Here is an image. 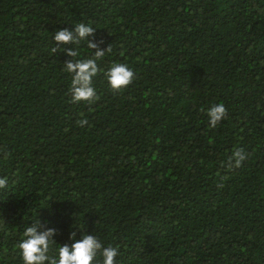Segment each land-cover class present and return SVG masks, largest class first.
Returning a JSON list of instances; mask_svg holds the SVG:
<instances>
[{
  "label": "trees",
  "instance_id": "1",
  "mask_svg": "<svg viewBox=\"0 0 264 264\" xmlns=\"http://www.w3.org/2000/svg\"><path fill=\"white\" fill-rule=\"evenodd\" d=\"M79 23L97 49L54 40ZM99 50V99L73 102L65 66ZM115 63L134 73L118 92ZM5 177L0 264L31 226L57 257L88 234L116 264H264V0H0Z\"/></svg>",
  "mask_w": 264,
  "mask_h": 264
},
{
  "label": "clouds",
  "instance_id": "2",
  "mask_svg": "<svg viewBox=\"0 0 264 264\" xmlns=\"http://www.w3.org/2000/svg\"><path fill=\"white\" fill-rule=\"evenodd\" d=\"M95 29L90 25L79 23L76 25V33L78 38L74 37L73 33L67 29L55 33L54 40L60 43H68L75 40L77 44L81 40L87 43L90 49H97V44L89 42L87 38L94 33ZM110 47L107 51H110ZM57 49L52 48V52ZM69 55L77 57L78 51H70ZM105 51H95V59L78 60L76 63L69 62L65 66V71L75 73L72 77L70 92L72 93L73 102L86 101L95 103L99 97L96 95L93 87V77L97 76L99 69L97 60L104 57ZM110 88L113 92L122 91L127 88L134 79V73L129 69L127 64L115 63L107 71L104 72ZM203 111V109H202ZM210 127L215 128L218 123L227 117V108L223 102L212 105L207 110ZM81 127L87 125L88 121L81 120L77 122ZM247 153L243 149H237L233 153L235 165L230 167L239 168L243 161L247 158ZM10 153H5L4 159H7ZM232 157H229L231 160ZM7 186V177L0 178V189ZM219 187H223L222 184ZM54 230H48L38 233L36 226L27 227L23 233V239L17 244L20 250L23 264H44L45 261L51 264H93V261L99 255L102 257L101 264H116V257L119 254L118 247L109 245L104 247L102 242L93 235L85 234L83 240H77L71 246L62 245L58 249L57 255H50L51 245L55 242L50 240ZM75 238V233H73Z\"/></svg>",
  "mask_w": 264,
  "mask_h": 264
}]
</instances>
